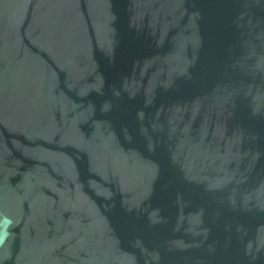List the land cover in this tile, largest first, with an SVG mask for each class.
<instances>
[{"label": "water", "instance_id": "obj_1", "mask_svg": "<svg viewBox=\"0 0 264 264\" xmlns=\"http://www.w3.org/2000/svg\"><path fill=\"white\" fill-rule=\"evenodd\" d=\"M2 216L0 264H264V0H0Z\"/></svg>", "mask_w": 264, "mask_h": 264}, {"label": "clouds", "instance_id": "obj_2", "mask_svg": "<svg viewBox=\"0 0 264 264\" xmlns=\"http://www.w3.org/2000/svg\"><path fill=\"white\" fill-rule=\"evenodd\" d=\"M11 225L12 221L9 217H0V226H2V229H0V245H3L4 242L7 240L8 236L10 235L8 229Z\"/></svg>", "mask_w": 264, "mask_h": 264}]
</instances>
